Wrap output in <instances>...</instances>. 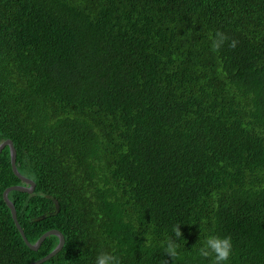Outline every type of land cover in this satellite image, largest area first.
Here are the masks:
<instances>
[{
	"label": "trees",
	"instance_id": "obj_1",
	"mask_svg": "<svg viewBox=\"0 0 264 264\" xmlns=\"http://www.w3.org/2000/svg\"><path fill=\"white\" fill-rule=\"evenodd\" d=\"M6 139L28 240L65 237L41 264H212L208 235L264 264V0H0ZM13 185L6 145L0 264H30L59 237L28 246Z\"/></svg>",
	"mask_w": 264,
	"mask_h": 264
},
{
	"label": "clouds",
	"instance_id": "obj_2",
	"mask_svg": "<svg viewBox=\"0 0 264 264\" xmlns=\"http://www.w3.org/2000/svg\"><path fill=\"white\" fill-rule=\"evenodd\" d=\"M217 35L218 40L214 46L219 48L226 38L223 34L218 33ZM234 46L235 43H233ZM173 232L176 240L168 241L166 251L169 255L175 256L177 254V241L183 236L181 224L174 225ZM232 252L233 240L230 236L208 235L203 241V246L199 248V255L210 257L212 264H229ZM95 264H117V259L109 252H102L96 257Z\"/></svg>",
	"mask_w": 264,
	"mask_h": 264
},
{
	"label": "water",
	"instance_id": "obj_3",
	"mask_svg": "<svg viewBox=\"0 0 264 264\" xmlns=\"http://www.w3.org/2000/svg\"><path fill=\"white\" fill-rule=\"evenodd\" d=\"M6 145H9L10 148H11V159H12V168L14 170V172L16 173V175L21 179L23 180L25 183H27L28 185H13V186H9L5 189L4 191V199L6 200L8 206L10 207V209L12 210V214H13V218L15 220V223L17 225V227L19 228L22 236L24 237L26 243L34 250H38L42 244V242L48 237V236H51V235H58L59 236V244L57 245V247L52 250L48 255L36 260V261H33L31 262L30 264H41L45 261H47L48 259L52 258L53 256H55L64 246L65 244V237L63 235V233L57 229H50L48 231H46L43 235H41V237H39V239L35 242V243H31L27 237H26V234L18 220V217H17V210L13 204V202L8 198V194L10 191L12 190H19V191H22V192H27V193H32L34 192V189H35V182L24 176L23 174H21L17 168V165H16V156H17V152H16V148L13 144V141L11 139H6L4 140L2 143H0V152L3 150V148L6 146ZM56 207L57 209H59V203L58 201L56 200Z\"/></svg>",
	"mask_w": 264,
	"mask_h": 264
},
{
	"label": "rangeland",
	"instance_id": "obj_4",
	"mask_svg": "<svg viewBox=\"0 0 264 264\" xmlns=\"http://www.w3.org/2000/svg\"><path fill=\"white\" fill-rule=\"evenodd\" d=\"M32 193H33V192H32ZM49 230H50V229H49ZM43 234H44V233H43ZM43 234H42V235H43ZM57 236H58V235H57ZM26 237H27V236H26ZM40 237H41V236H40ZM48 237H49V236H48ZM58 237H59V236H58ZM27 239H28V238H27ZM31 243H32V242H31ZM42 243H43V242H42ZM58 244H59V243H58ZM41 245H42V244H41ZM56 247H57V246H56ZM56 247H55V248H56ZM55 248H54V249H55ZM54 249H53V250H54ZM58 253H59V252H58ZM58 253H57V254H58Z\"/></svg>",
	"mask_w": 264,
	"mask_h": 264
},
{
	"label": "flooded vegetation",
	"instance_id": "obj_5",
	"mask_svg": "<svg viewBox=\"0 0 264 264\" xmlns=\"http://www.w3.org/2000/svg\"><path fill=\"white\" fill-rule=\"evenodd\" d=\"M30 247V246H29ZM31 248V247H30Z\"/></svg>",
	"mask_w": 264,
	"mask_h": 264
}]
</instances>
